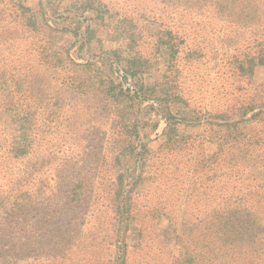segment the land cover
<instances>
[{"label":"rangeland","instance_id":"rangeland-1","mask_svg":"<svg viewBox=\"0 0 264 264\" xmlns=\"http://www.w3.org/2000/svg\"><path fill=\"white\" fill-rule=\"evenodd\" d=\"M242 1L254 2L0 0V155L23 137L12 109L35 115L28 134L41 138L31 160L0 159L13 204L0 212V264H203L190 253L204 251L196 218L225 186L240 192L211 177L215 114L264 83V65L250 80L228 69L260 25ZM14 82L31 106L10 105ZM252 150L236 153L263 178Z\"/></svg>","mask_w":264,"mask_h":264},{"label":"trees","instance_id":"trees-1","mask_svg":"<svg viewBox=\"0 0 264 264\" xmlns=\"http://www.w3.org/2000/svg\"><path fill=\"white\" fill-rule=\"evenodd\" d=\"M252 8L258 12L259 29L255 32L252 43L247 42L245 46L247 51L238 49L239 52L233 53L228 61V69L231 70L232 75L248 80L252 78L256 66L264 65V0H254L253 4L245 2L242 5L243 11ZM169 45L176 50L174 43L170 42ZM12 85L17 99L12 100L10 105H26L27 108L34 103L35 100L28 95L30 89L27 86L23 89L21 82H14ZM11 112L21 121L20 129L24 127L23 137L18 138L14 135L13 143L6 148L1 147L0 159L7 155L3 160L29 161L38 148L39 143L35 141L41 139L38 133H34L33 137L28 134L30 122L36 117L20 114L15 109ZM215 117L223 120L220 124L222 142L218 144V151L210 164L211 177L213 179L217 177L221 170L219 175H223V180L237 182L240 192L233 194L225 186V196H222L220 203L215 204L218 206L210 210L205 218H196V222H202L205 229L203 243L199 245L204 251L196 247L190 253L195 256L200 253L198 256L207 258L202 260L206 264H264V177L258 178L253 172L250 164H256L250 162L254 160L252 157L248 160L246 155L236 153L238 147L246 146L253 148L252 152L255 155L264 158V83L256 87L254 97L237 102L230 108L228 106L226 110L222 108ZM3 119L6 121V118ZM132 145L133 143L131 148ZM117 159L120 160V157ZM42 160L39 164L32 165L38 166L40 170L44 165ZM4 169L9 170L12 176L32 177L33 175L31 170H27L28 166L20 172H15L7 166ZM236 186L234 184V187ZM218 197L212 195V199ZM75 198H78V195ZM6 200L9 202L7 203ZM12 205V200L0 195L1 213L6 214ZM202 261L201 263L204 264Z\"/></svg>","mask_w":264,"mask_h":264}]
</instances>
